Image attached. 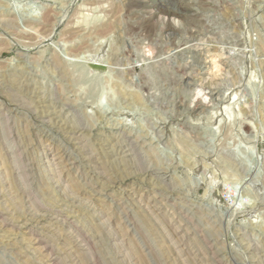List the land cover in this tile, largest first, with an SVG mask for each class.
<instances>
[{
    "label": "rangeland",
    "instance_id": "obj_1",
    "mask_svg": "<svg viewBox=\"0 0 264 264\" xmlns=\"http://www.w3.org/2000/svg\"><path fill=\"white\" fill-rule=\"evenodd\" d=\"M0 264H264V0H0Z\"/></svg>",
    "mask_w": 264,
    "mask_h": 264
}]
</instances>
